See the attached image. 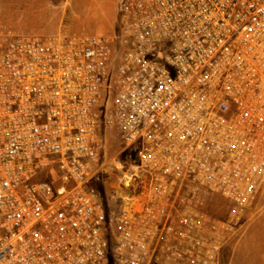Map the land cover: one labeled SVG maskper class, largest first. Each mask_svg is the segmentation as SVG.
Here are the masks:
<instances>
[{"label": "built area", "instance_id": "2783aa9c", "mask_svg": "<svg viewBox=\"0 0 264 264\" xmlns=\"http://www.w3.org/2000/svg\"><path fill=\"white\" fill-rule=\"evenodd\" d=\"M116 29L0 20V264H220L264 187V0H117Z\"/></svg>", "mask_w": 264, "mask_h": 264}, {"label": "rangeland", "instance_id": "374dc122", "mask_svg": "<svg viewBox=\"0 0 264 264\" xmlns=\"http://www.w3.org/2000/svg\"><path fill=\"white\" fill-rule=\"evenodd\" d=\"M110 0H0V20L16 34L30 36H61L98 34L99 26L111 27L106 33H116L117 0L113 11L104 13ZM110 135L106 142L109 156L117 150ZM115 142V143H112ZM123 161H126L123 157ZM220 264H264V187L253 208L248 210L240 232L226 244Z\"/></svg>", "mask_w": 264, "mask_h": 264}, {"label": "crops", "instance_id": "0c3cea01", "mask_svg": "<svg viewBox=\"0 0 264 264\" xmlns=\"http://www.w3.org/2000/svg\"><path fill=\"white\" fill-rule=\"evenodd\" d=\"M113 11V5H112V0H110V2L108 3V5L105 7L104 9V13L105 14H109ZM109 31H111V27H105L103 25L99 26L98 28V34L97 35H105L106 36V33H108ZM52 33H56L57 35H54V36H59L61 35V30H54V32Z\"/></svg>", "mask_w": 264, "mask_h": 264}]
</instances>
